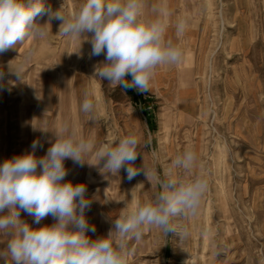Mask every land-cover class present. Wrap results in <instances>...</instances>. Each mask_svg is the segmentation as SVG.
<instances>
[{"label": "rangeland", "instance_id": "obj_1", "mask_svg": "<svg viewBox=\"0 0 264 264\" xmlns=\"http://www.w3.org/2000/svg\"><path fill=\"white\" fill-rule=\"evenodd\" d=\"M142 2L143 17L159 20L183 52L180 63L157 70L148 93L93 77L105 56L90 57L86 37L61 36L55 19L45 38L29 36L0 53V164L31 151L34 140L42 145L36 157L46 156L56 134L74 132L98 148L135 133L141 154L134 166L148 178L141 172L129 181L123 169L111 175L94 154L85 159L96 165L64 161L65 182L85 184L91 201L85 216L95 231L85 235L106 236L125 203L153 198L157 176H202L208 187L196 214L174 220L178 234L148 227L128 241L127 264H264V0ZM44 3L53 11L63 4L67 15L84 0ZM10 61L23 65L20 79L8 72ZM86 93L92 113L82 110ZM186 149L196 153L195 165L173 169ZM20 217L33 229L55 222L48 216L37 224L22 210ZM10 238L0 235V250Z\"/></svg>", "mask_w": 264, "mask_h": 264}, {"label": "clouds", "instance_id": "obj_2", "mask_svg": "<svg viewBox=\"0 0 264 264\" xmlns=\"http://www.w3.org/2000/svg\"><path fill=\"white\" fill-rule=\"evenodd\" d=\"M62 6L53 11L44 0H0V53L29 36L45 38L55 19L61 22V36L86 37L92 45L90 57L105 56V62L93 66V77L140 94L150 91L160 67L178 64L183 57L181 49L165 38V26L143 17L142 0H84L77 11L67 15ZM45 16L44 24L34 22ZM183 27L182 22L177 26L178 34ZM87 33H92L91 37ZM8 72L20 79L23 65L14 67L10 61ZM4 76L0 70V81ZM94 109L86 93L82 110L92 113ZM39 147V140H34L31 151L0 164V235L11 237L6 249L0 250L4 264H127L128 241H139L148 227L165 235L178 234L174 220L195 215L208 187L202 176L187 181L157 176L160 190L153 198L141 204L125 203L119 217L112 219L107 235L90 240L85 232H94L95 227L89 228L85 216L91 204L86 198L87 187L65 182L68 170L64 161L71 159L81 167L96 165L85 159L94 154L111 175H119L123 169L129 181L141 172L148 178L145 168L134 166L141 154V138L129 133L97 148L94 140L71 132L56 134L41 158L35 155ZM196 160V153L186 149L172 161V168L188 172ZM21 210L37 224L48 216L55 222L33 229L21 219Z\"/></svg>", "mask_w": 264, "mask_h": 264}, {"label": "trees", "instance_id": "obj_3", "mask_svg": "<svg viewBox=\"0 0 264 264\" xmlns=\"http://www.w3.org/2000/svg\"><path fill=\"white\" fill-rule=\"evenodd\" d=\"M131 93V92H130Z\"/></svg>", "mask_w": 264, "mask_h": 264}]
</instances>
